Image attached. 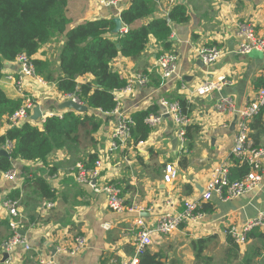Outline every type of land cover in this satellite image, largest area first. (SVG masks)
<instances>
[{"label":"crops","instance_id":"0c3cea01","mask_svg":"<svg viewBox=\"0 0 264 264\" xmlns=\"http://www.w3.org/2000/svg\"><path fill=\"white\" fill-rule=\"evenodd\" d=\"M130 1L99 7L95 0H73L68 3L70 28L84 21L113 20ZM176 2L185 6L188 21L172 27L169 51L161 52L156 41L150 38L137 60L117 57L113 62V70L127 84L130 82V88L114 92L118 105L113 113L102 114L89 108L88 115L101 119L97 132L90 137L79 133L78 143L68 142L55 148L45 162L16 159L11 168L13 178L1 176L0 223L9 224L4 202L13 191H18L19 211L23 217L21 230L25 232L30 250L16 246L8 253L7 261L1 263L2 244L10 229L7 224L0 225V264H37L39 258L51 259L56 264H129L136 248L134 221L141 219L147 228L153 227L163 215L181 213L187 202L198 203V210L203 204H208L209 208L198 212L201 215L198 220H189L172 234L152 236L144 252L160 255L161 264H243L247 250L260 248V256L252 264H264V227L254 229L251 232L254 236H250L244 246L234 243L238 246L235 256L230 253L231 244L224 234L229 226L241 227L263 211L264 154L262 178L256 189L224 202L215 195L208 202L200 201L215 169L226 167L228 179L231 173L238 174L233 169L241 163L238 161L237 165L232 154L240 122L237 114L264 86V53L240 55L238 48L245 37L239 34L238 27L247 25L255 37L264 40V0H177L173 3L159 0L152 14L138 21L134 28L154 18L166 17ZM62 44V38L48 43L34 58L50 60L56 67ZM210 47L221 50L222 56L213 64H203L197 53ZM158 52L175 56V70L168 79L162 80L154 70ZM19 74L17 61L5 63L0 89L7 99L21 102V96L8 79L10 76L18 78ZM141 76L145 81L132 87L133 81ZM220 78L227 83L220 91L205 97L194 94L201 83ZM90 80L89 76L80 77L76 83ZM25 93L33 97L46 118L64 113L57 109L63 101L56 95L54 85H41L27 79ZM223 98L231 100L234 112L216 111ZM178 100L188 105L183 115L188 121L184 140L179 138L181 127L170 115H163L159 124L150 127L146 141L133 145L127 138L125 145L111 149L122 120H131L133 114L146 110H150L149 116L161 114L162 102L172 104ZM30 123L40 127L36 122ZM9 128L7 117H1L0 137ZM247 139L251 148L264 150V110L248 122ZM97 160L101 161V167L95 185H116L126 211L112 213L103 193L77 182L76 164L90 170ZM169 164L177 172V178L165 184L163 169ZM35 178L47 184L53 195L51 200H40L34 195L29 183ZM256 234L263 238L258 239ZM76 237L85 241L82 251L76 255L58 251L63 245L70 246ZM200 240L203 252L197 259L193 242Z\"/></svg>","mask_w":264,"mask_h":264},{"label":"trees","instance_id":"16d2710c","mask_svg":"<svg viewBox=\"0 0 264 264\" xmlns=\"http://www.w3.org/2000/svg\"><path fill=\"white\" fill-rule=\"evenodd\" d=\"M71 1L73 0H0V77L5 63L14 62L23 54L30 59L35 75L46 83L54 84L57 92L74 95L81 104L102 114L113 113L116 109L114 92L126 85L118 73L113 71V62L117 57L137 60L150 38L156 41L161 52L169 51L172 27L188 21L186 8L182 3L176 2L166 17L154 18L148 24L134 28L138 21L152 14L154 4L159 0H132L119 14L126 32L113 35L112 19L84 21L70 28L72 19L68 16V3ZM59 38L63 39V44L58 49L56 67L50 60L34 58L42 46ZM159 54L158 52L157 55ZM87 76L92 80L83 84L76 83V79ZM177 103L180 114L186 115L188 105L183 100H178ZM19 107L20 101L7 99L0 89V118L10 117ZM149 112L150 110L137 112L130 117L131 122L126 124L127 142L136 145L147 140L150 128L145 119ZM100 125L101 119L94 114L81 115L65 111L61 118H46L40 127L31 125L30 122L17 127L10 126L0 137L1 147L11 145L9 158L0 157V178L11 170L14 160L45 162L55 148L68 142L78 143L79 133L90 137L98 131ZM185 131L188 129L185 128ZM236 164L239 165L238 159ZM233 170H237L238 174L231 173L229 181L239 180L248 173V167L244 164ZM29 186L34 188L33 193L40 200L53 198L43 180L32 179ZM18 195V191H13L7 199L17 200ZM208 208V204H203L196 213ZM5 224L8 225L7 222L0 223L1 226ZM251 232L247 239L254 236ZM11 235L9 232L8 237ZM255 237L263 238L260 234ZM227 240L231 244L230 253L235 256L238 246L231 237L228 236ZM193 248L195 258H200L203 252L201 240L193 242ZM260 253V248L247 250L242 258L243 264H252ZM137 264H161L160 255L144 252Z\"/></svg>","mask_w":264,"mask_h":264},{"label":"built area","instance_id":"2783aa9c","mask_svg":"<svg viewBox=\"0 0 264 264\" xmlns=\"http://www.w3.org/2000/svg\"><path fill=\"white\" fill-rule=\"evenodd\" d=\"M97 6L108 7L116 6L121 3L122 0H95ZM173 3L177 0H168ZM239 34L245 37V41L239 45L238 53L240 55H248L251 52L264 53V40L257 38L253 34V30L247 25H241L238 27ZM126 32L123 28L121 33ZM222 56V51L210 47L202 48L198 51L197 57L202 61L203 64H213L219 60ZM20 68V76L18 78L8 77L14 84L16 91L21 96L20 107L15 111L10 117L7 118L9 126L17 127L24 122L29 121V117L33 112V109L38 106L31 95L25 93V80L31 79L37 84L45 85L46 82L38 78L32 66L30 59L25 55H19L16 60ZM155 66V72L159 73L162 80L168 79L172 76L175 70V56L172 53H161L157 59ZM145 77L141 76L136 78L132 87L135 85L142 84L145 81ZM49 84V83H47ZM130 82L123 88V90L130 88ZM226 81L222 78L216 81H205L201 83L195 90L194 94L198 97H205L214 92L220 91L221 88L226 85ZM54 85V84H50ZM55 86V85H54ZM122 90V89H121ZM62 101L72 100L79 102L74 95L70 94H56ZM116 107H117V99ZM80 103V102H79ZM164 111L158 115H151L145 119V123L148 127L153 128L161 121L163 115H170L173 121L181 127L179 131V138L184 140V131L186 126H188V121L185 116L180 114L179 107L177 103H167L162 102ZM264 110V86L257 90L252 99L238 111L237 115H240L239 129L234 138V146L232 148L233 156L238 159L241 164L247 165L248 173L241 179L235 181H229L228 172L226 167H219L215 169L211 174V179L207 183L204 192L201 196L200 201L208 202L211 200L212 196H216L221 201H228L238 198L254 189H256L261 182V158L264 154L262 149H253L248 144L247 139V124L248 122L258 116ZM216 111L218 113H232L234 112V106L228 98L221 99L217 106ZM58 116L62 117V114L49 115V117ZM44 120L38 122L41 125L46 117L43 116ZM131 121L122 120L117 128V134L115 135L114 141L110 144L111 149H116L125 145V140L128 138V130L126 127L127 123ZM11 145L7 144L5 150L9 152ZM101 167V161L97 160L94 162V166L90 170H86L83 165L76 164L77 169V182L89 186L96 193H103L106 196V202L108 209L112 213H121L127 210L126 205L120 195V189L114 184H102L95 185L94 181L99 175V169ZM14 173L10 170L2 175L3 178H13ZM177 178V172L172 165H165L163 169V183L171 184ZM51 204H47L50 207ZM4 208L6 214L10 219L8 224L10 232L12 235L7 238L2 244V252L9 253L16 246H23L25 250H30V247L26 244L25 237L18 234L21 230V223L23 217L19 211L18 200L6 199L4 202ZM198 210V203L187 202L184 205V210L175 215L166 214L163 215L156 223L155 226L147 228L141 219L134 221V226L136 231V248L133 259L129 264H137L138 259L143 255L145 249L151 244V237L154 235H169L177 231V229L189 220L196 221L200 218V214L196 213ZM259 227H264V208L257 217L252 220L247 221L243 226L237 227L234 225L229 226L225 229L224 234L233 239V241L239 245L244 246L247 242V235ZM85 246V241L82 237H76L73 239L70 246H61L58 251L61 253H67L69 255H76L83 250ZM9 255V254H8ZM37 264H56L53 260L47 258H39Z\"/></svg>","mask_w":264,"mask_h":264},{"label":"water","instance_id":"95a60500","mask_svg":"<svg viewBox=\"0 0 264 264\" xmlns=\"http://www.w3.org/2000/svg\"><path fill=\"white\" fill-rule=\"evenodd\" d=\"M112 21L114 23V29L112 30V34L113 35L120 34L123 30V25L121 23L120 17L117 16ZM116 47H117V49H119L118 45ZM200 62H202V61H200ZM113 71H115V70H113ZM57 109L60 112L71 111V112L81 114V115L87 114L89 112V107L87 105L81 104L79 102H75L72 100H66V101L59 103L57 105ZM43 115H44V111H42L39 106H36L33 109L32 114L29 117V121L36 122V123L41 122L44 120ZM0 157L9 158V152H7L5 149L0 148ZM18 234L22 237H25V232L22 230H19ZM8 258H9V255L7 253L3 252L1 263H4L5 261H7Z\"/></svg>","mask_w":264,"mask_h":264}]
</instances>
